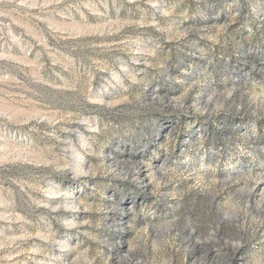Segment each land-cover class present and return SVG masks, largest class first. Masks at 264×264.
Masks as SVG:
<instances>
[{
  "label": "rangeland",
  "instance_id": "obj_1",
  "mask_svg": "<svg viewBox=\"0 0 264 264\" xmlns=\"http://www.w3.org/2000/svg\"><path fill=\"white\" fill-rule=\"evenodd\" d=\"M0 264H264V0H0Z\"/></svg>",
  "mask_w": 264,
  "mask_h": 264
}]
</instances>
